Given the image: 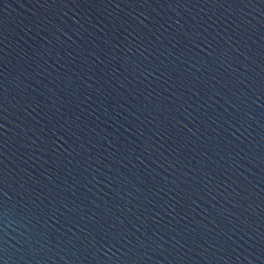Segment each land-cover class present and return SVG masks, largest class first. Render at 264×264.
I'll list each match as a JSON object with an SVG mask.
<instances>
[{"label":"water","instance_id":"water-1","mask_svg":"<svg viewBox=\"0 0 264 264\" xmlns=\"http://www.w3.org/2000/svg\"><path fill=\"white\" fill-rule=\"evenodd\" d=\"M0 264H264V0H0Z\"/></svg>","mask_w":264,"mask_h":264}]
</instances>
